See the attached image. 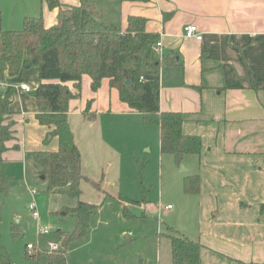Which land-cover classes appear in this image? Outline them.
Returning <instances> with one entry per match:
<instances>
[{
	"label": "crops",
	"instance_id": "0c3cea01",
	"mask_svg": "<svg viewBox=\"0 0 264 264\" xmlns=\"http://www.w3.org/2000/svg\"><path fill=\"white\" fill-rule=\"evenodd\" d=\"M90 1L97 17L108 24L124 31L129 17L138 16L146 20L148 33L159 35L164 52L160 110L181 113L183 133L202 139L199 156H186L182 165L172 156L178 169H184L173 174L172 194L180 208L170 216L168 236L178 233L200 243L201 264H264V0ZM61 3L81 6L82 0ZM0 12L5 30L14 29L4 24H19L26 17H42L45 26L52 27L58 15L40 0H0ZM189 25L203 34L201 41L184 36ZM24 84L31 92L20 89ZM39 84L36 67L5 80L4 92L13 93L9 121L14 139L2 154L9 166H27L30 154L58 150L57 138L44 144L49 129L36 118L39 111L32 93ZM68 85L76 92L74 83ZM131 115L142 117L120 100L108 79L94 92L91 78L83 77L68 119L72 130L74 121L84 126L85 140L79 142L75 131L74 135L88 180L104 124ZM155 127L161 138L160 127ZM192 176L199 177L200 187L189 195L184 181ZM167 207L175 210L172 204ZM122 235L118 250L133 241L131 235ZM161 239L154 264H172L171 242L168 239L163 249ZM127 260L114 259L112 264H129Z\"/></svg>",
	"mask_w": 264,
	"mask_h": 264
},
{
	"label": "trees",
	"instance_id": "16d2710c",
	"mask_svg": "<svg viewBox=\"0 0 264 264\" xmlns=\"http://www.w3.org/2000/svg\"><path fill=\"white\" fill-rule=\"evenodd\" d=\"M40 1L50 10L58 11L54 26L46 27L42 17H26L21 30H5L0 12V83H5L7 77H16L22 69L36 67L39 70L40 84L32 93L39 111L36 118L41 126L49 129L44 144L49 145L57 138L58 150L39 151L29 157L37 173L48 182L50 192H67L72 197H80L82 182L89 181L83 174L82 155L68 119L70 102L80 96L84 76L91 78L94 92L108 79L110 86L118 90L120 100L142 115L145 125L160 127L162 155L173 156L176 163L182 165L186 156L201 154L202 139L183 133L184 116L160 110L163 61L154 50L159 35L146 31L144 18L129 17L123 31L99 19L90 0H82L81 6L63 5L61 0ZM71 82L76 92L69 87ZM12 97V92L6 94L0 88V229L4 197L11 183L2 154L8 150L6 143L14 139L13 122L9 121L13 115ZM199 183L198 176L187 177L185 193H198ZM97 209L96 205L79 202L69 210L76 219L75 228L57 234L61 237L60 249L50 251L39 247L33 254L27 251L26 260L32 264H69L70 246L89 235ZM19 235L17 227H13V238ZM168 238L172 264H201L200 243L178 233ZM0 264H13L10 251L2 243L1 230ZM141 264L144 263L141 261Z\"/></svg>",
	"mask_w": 264,
	"mask_h": 264
},
{
	"label": "rangeland",
	"instance_id": "374dc122",
	"mask_svg": "<svg viewBox=\"0 0 264 264\" xmlns=\"http://www.w3.org/2000/svg\"><path fill=\"white\" fill-rule=\"evenodd\" d=\"M23 22L4 25L21 30ZM72 123L79 142L85 140L84 126L78 121ZM102 139L100 149L93 153L91 179L82 182L80 197L50 192L48 182L37 173L32 161L27 166L7 165L11 183L4 197L0 230L13 264H32L26 260L28 244L47 248L50 242H60L59 231H72L76 219L69 210L81 201L98 209L91 220L90 234L70 246L69 264H112L114 259L123 257L129 264H140L141 259L144 264L155 263V246L162 238L164 249L172 226L170 216L180 208L172 194L176 184L173 174H181L184 167L178 169L172 156L161 155L159 131L153 125H145L139 115L105 123ZM31 190L37 191L35 196ZM33 201L38 206L40 219H35L28 207ZM169 204L175 210H168ZM40 226L49 227L51 234H40ZM13 227L20 232L17 239L12 236ZM161 231L167 236L160 237ZM121 233L131 235L133 240L124 250L115 247Z\"/></svg>",
	"mask_w": 264,
	"mask_h": 264
},
{
	"label": "built area",
	"instance_id": "2783aa9c",
	"mask_svg": "<svg viewBox=\"0 0 264 264\" xmlns=\"http://www.w3.org/2000/svg\"><path fill=\"white\" fill-rule=\"evenodd\" d=\"M184 36L188 39H195L197 41H201L203 39V34L199 32L197 26H195V25L186 26L184 29ZM154 50H155L157 56L159 57V59L162 61L164 58L163 43L161 41H158L157 44L154 46ZM0 88L5 89V83H0ZM20 89L22 91H25V92H31V88L26 84L21 85ZM36 193H37L36 190H31L32 196H35ZM28 207L33 212V217L35 219H40V213L38 211V206H37L36 202L33 201L32 203L29 204ZM167 208L171 209L172 206H168ZM39 233L42 235H50L51 230L47 226H40ZM39 247L40 246L36 247L32 244H28L27 245V251L30 254H33L36 251V249ZM60 247H61V243L56 241V242H50L48 244L47 249H49L50 251H58L60 249Z\"/></svg>",
	"mask_w": 264,
	"mask_h": 264
},
{
	"label": "water",
	"instance_id": "95a60500",
	"mask_svg": "<svg viewBox=\"0 0 264 264\" xmlns=\"http://www.w3.org/2000/svg\"><path fill=\"white\" fill-rule=\"evenodd\" d=\"M127 84L129 85V84H130V82L128 81V82H127ZM43 179H44V177H43Z\"/></svg>",
	"mask_w": 264,
	"mask_h": 264
}]
</instances>
